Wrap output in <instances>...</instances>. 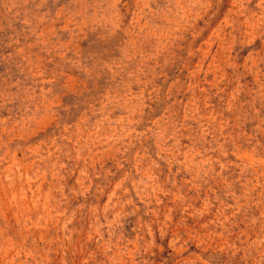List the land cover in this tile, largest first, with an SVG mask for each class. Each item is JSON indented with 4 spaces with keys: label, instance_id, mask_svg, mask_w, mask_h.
Listing matches in <instances>:
<instances>
[{
    "label": "rangeland",
    "instance_id": "1",
    "mask_svg": "<svg viewBox=\"0 0 264 264\" xmlns=\"http://www.w3.org/2000/svg\"><path fill=\"white\" fill-rule=\"evenodd\" d=\"M0 264H264V0H0Z\"/></svg>",
    "mask_w": 264,
    "mask_h": 264
}]
</instances>
